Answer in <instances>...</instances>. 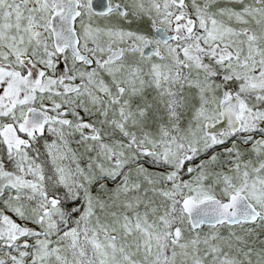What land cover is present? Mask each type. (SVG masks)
Instances as JSON below:
<instances>
[{"label": "snow or ice", "instance_id": "6c2138e0", "mask_svg": "<svg viewBox=\"0 0 264 264\" xmlns=\"http://www.w3.org/2000/svg\"><path fill=\"white\" fill-rule=\"evenodd\" d=\"M0 264H264V0H0Z\"/></svg>", "mask_w": 264, "mask_h": 264}]
</instances>
